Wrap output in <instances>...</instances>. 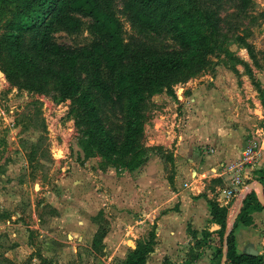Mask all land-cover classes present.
Here are the masks:
<instances>
[{"label": "rangeland", "instance_id": "obj_1", "mask_svg": "<svg viewBox=\"0 0 264 264\" xmlns=\"http://www.w3.org/2000/svg\"><path fill=\"white\" fill-rule=\"evenodd\" d=\"M168 1L176 14L184 12L183 0ZM194 1L199 8L211 6L217 22L221 18L222 39L231 54L209 53L210 63L188 81L182 78L191 70L180 72L172 91L150 96L147 88L137 107L140 122L136 114L131 122L139 130L134 148L115 157L99 152L92 135L103 138L105 131L115 135L116 126L127 128L126 87L136 83L127 73L138 58L150 62L182 52L175 21L152 31L125 11L126 0H108L128 52L117 69L103 66L97 86L90 61L67 59L92 43L91 18L79 15L80 29L54 35L66 50L63 56L32 58L34 33L15 28L25 0H0V264H126L133 250L155 235L167 211L178 143L164 134L176 119L183 125L186 98L197 87L229 88L227 111L239 114L254 132L264 129V0H251L248 11L239 8L238 0ZM238 35L250 47L237 41ZM10 39L13 49L23 51L18 57L24 63L5 69L1 57L7 58ZM11 59L4 63L12 64ZM159 94L165 99L156 103L153 97ZM95 101L99 105L92 110ZM88 148L95 155L86 157ZM187 154L182 164H188Z\"/></svg>", "mask_w": 264, "mask_h": 264}, {"label": "trees", "instance_id": "obj_2", "mask_svg": "<svg viewBox=\"0 0 264 264\" xmlns=\"http://www.w3.org/2000/svg\"><path fill=\"white\" fill-rule=\"evenodd\" d=\"M2 1L4 2V0ZM183 1L185 5L182 7L184 12L176 14V9L172 5L173 1L126 0L125 11L137 23L147 29L157 31L167 22L174 20V29L179 34L182 52L176 53L173 57H164L161 60L158 59L150 62L145 58H138L137 66L134 69H130L127 73L128 76L135 79L136 83L133 86L126 87L129 101L126 109L123 110L124 113H127L126 119L128 120L126 122L127 128L125 127L126 133L124 127L116 126L112 130L115 135H111L106 131L103 132V138L92 135V139L96 140L97 149L104 155L115 157L121 153L126 155L134 148L137 140L136 133H139V130L135 129L137 132L134 131L131 128V122L133 121L132 118H134L133 114H136V121L140 119L137 107L144 102L145 97L143 93L148 90L147 88L150 87V96H153L155 93H162L165 90L172 91L173 84L177 80V82L180 80L178 78L181 74L180 72L186 69L191 70L190 75L182 78L183 81H188L190 76L198 74L204 69L206 64L210 63L206 58L209 53L216 57L220 55V51L226 50L227 53L231 54V51L226 47L222 39L221 18L219 17L218 22L214 19L210 4V8L203 9L202 7L199 8V5L194 0ZM238 1L239 8L243 11H248L251 7V0ZM107 2L108 0H25L24 6L18 11L20 21L15 28L17 30L27 29L34 33L32 36L34 51H32L33 53L30 57H37V55L63 56L66 50L62 45L54 41V35L60 31H75L80 29L83 21L79 15L91 18L93 22L90 25V32L94 36L92 43L83 47L80 51H71V55L67 59L72 63H74L77 57H85L86 60L90 61V64L93 66L96 85L100 86L103 66L110 70L117 69L120 61L127 57L128 52L122 39L121 22L107 5ZM188 7L190 10L187 9ZM1 10H4V7L0 6ZM262 14L264 15V13ZM10 36H13V33ZM236 40L241 42L242 45L249 46L245 37L241 35H238ZM10 41L11 47L8 49L7 58L4 61V57H1V66L5 69L9 66L11 68H18L24 63L18 57L22 55L23 51L19 48L13 49L14 43H12V39ZM1 48L4 49L3 46ZM2 49L0 50V55H4ZM74 52L76 56L72 55ZM10 58H12V64L6 65L5 63H8L6 61H9ZM36 66L39 67V64H36ZM10 76L13 77V75ZM98 105L99 103L95 101L92 110ZM116 140H121L120 146H118ZM94 144H90V146L94 148ZM88 152L86 150V157L95 155L89 148ZM132 161L128 163L131 164ZM210 206L213 220L221 225V229L213 233H204L203 239H198L196 233L189 230L195 242L193 250L189 254V258L192 261L198 258L213 235L217 239L215 257H222L223 255L228 210L225 207H220L218 203L213 201L210 203ZM250 206L253 209L263 207L254 192L248 195L244 207L238 216V222L246 226L253 223V218L249 211ZM226 242V264H264V254L256 256L238 252L234 231H231L228 235ZM155 244V235L151 233L148 241L138 245L133 250L126 264H146L148 256L154 250Z\"/></svg>", "mask_w": 264, "mask_h": 264}, {"label": "crops", "instance_id": "obj_3", "mask_svg": "<svg viewBox=\"0 0 264 264\" xmlns=\"http://www.w3.org/2000/svg\"><path fill=\"white\" fill-rule=\"evenodd\" d=\"M229 98V88L213 86L210 90L205 85L197 87L186 98L187 115L183 125L170 137L164 134L167 141L174 138L178 143L176 175L173 178L175 190H172L167 211L156 223V244L146 264H226V238L231 231H234L238 252L249 254L248 251L253 249L256 256L264 254V205L260 202L263 206L260 209L250 206L253 223L246 226L238 222L246 199L243 201L244 198L238 197L227 209L222 257H215L217 239L213 235L197 259L192 261L189 258L195 243L189 230L194 231L198 239H203L204 233L221 229V225L213 220L210 206L212 201L217 203L215 186L228 184L225 177L218 176L225 163L242 157L252 139L259 141L260 160L254 168L247 170L246 182L253 187L252 192L256 193L257 198L260 193L264 196V137L259 133V128L254 132L253 126L241 123L239 114L227 111ZM163 99L161 94L153 97L156 103ZM184 154L191 156L187 165L184 162L182 164ZM201 158L207 160L204 165L201 162L198 165L197 159ZM132 247L136 248L133 244Z\"/></svg>", "mask_w": 264, "mask_h": 264}, {"label": "built area", "instance_id": "obj_4", "mask_svg": "<svg viewBox=\"0 0 264 264\" xmlns=\"http://www.w3.org/2000/svg\"><path fill=\"white\" fill-rule=\"evenodd\" d=\"M181 125L180 119L169 124L167 134H174L173 131ZM259 133L264 137V129L260 128ZM260 160V144L256 139H252L245 147L242 157L236 161L225 163L218 177H225L228 184L215 186V199L219 206L228 209L238 197L244 198L251 193L252 186L246 182L247 170L254 168Z\"/></svg>", "mask_w": 264, "mask_h": 264}, {"label": "water", "instance_id": "obj_5", "mask_svg": "<svg viewBox=\"0 0 264 264\" xmlns=\"http://www.w3.org/2000/svg\"><path fill=\"white\" fill-rule=\"evenodd\" d=\"M259 188H261L260 184H259ZM258 198H259V201L264 205V196L262 193L259 194ZM248 253L252 255H256V251H254L253 249H250ZM226 254H227V249L225 250V261L227 260Z\"/></svg>", "mask_w": 264, "mask_h": 264}]
</instances>
